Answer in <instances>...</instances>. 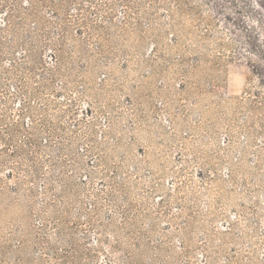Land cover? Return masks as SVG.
Returning <instances> with one entry per match:
<instances>
[{"label":"rangeland","instance_id":"374dc122","mask_svg":"<svg viewBox=\"0 0 264 264\" xmlns=\"http://www.w3.org/2000/svg\"><path fill=\"white\" fill-rule=\"evenodd\" d=\"M0 264H264V0H0Z\"/></svg>","mask_w":264,"mask_h":264}]
</instances>
